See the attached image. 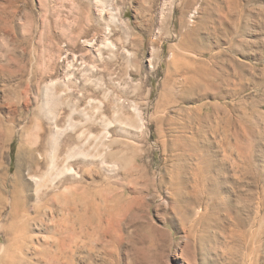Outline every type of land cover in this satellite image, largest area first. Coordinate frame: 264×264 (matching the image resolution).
Masks as SVG:
<instances>
[{
    "label": "rangeland",
    "instance_id": "1",
    "mask_svg": "<svg viewBox=\"0 0 264 264\" xmlns=\"http://www.w3.org/2000/svg\"><path fill=\"white\" fill-rule=\"evenodd\" d=\"M88 2L0 0L1 125L17 106L10 121L33 139L42 85L63 80L67 53L91 62L84 41L106 25L109 43L127 51L96 62L102 113L112 117L114 93L142 106L143 126L125 136L112 128L105 157L116 171L84 173L76 198L55 200L41 229L31 225L32 251L13 258L14 241L2 242L0 264H264V0H103L107 24ZM71 98L52 99L59 125ZM17 148L15 139L0 161L12 178ZM64 206L77 207L86 230L75 252L71 232L55 230Z\"/></svg>",
    "mask_w": 264,
    "mask_h": 264
},
{
    "label": "bare ground",
    "instance_id": "2",
    "mask_svg": "<svg viewBox=\"0 0 264 264\" xmlns=\"http://www.w3.org/2000/svg\"><path fill=\"white\" fill-rule=\"evenodd\" d=\"M88 1L91 7L93 6L94 13L91 14L96 20L99 19L101 22L111 21L110 15L106 16L107 11L105 12V8L102 6L104 5L103 0ZM90 11L92 12V10ZM88 14L90 13L88 12ZM105 27L101 39L92 40L91 38H86L84 41V47H87V52L91 55V62H88L84 54L77 55L66 52L64 64L63 66L61 65L63 67V80H58V78L45 82L42 85V102L37 114V131L33 139L29 138L30 132L26 125L17 129L15 125L17 118L10 121L12 117H15L13 113L20 112L17 106L11 107L15 109H10L13 110L12 112L10 111L12 116H9L10 119L8 117V120H6L11 125L6 126L8 125L6 123H4L5 125H1L4 121L0 122V161L5 159L6 149H9L12 142L15 139L18 142L14 163L16 178L10 177V166H6L5 168L0 163V168H2L0 170V244L3 242L9 245L11 241H14L16 246L13 252L16 255L13 258H17V254L24 255V251H32L33 244H30V242L33 240L31 233L33 227L31 228V225L34 226L39 222L37 226H40L39 228L41 229V226L45 224L44 218L49 214H53L51 208L55 200H59L66 194L73 195L76 198L78 185L81 183L84 173L88 172L89 169L95 168L103 172L104 175L109 176L112 172L116 171L117 162L108 161L105 157L106 152L109 154L110 149L108 150V148L110 147V143L115 140V137H113L115 134L112 135V132L114 131V133L116 132L119 135L125 136L126 134H132V132H139L138 130L143 126L142 106L140 107L139 103H135V101L130 102V105L128 103L127 106L126 100L122 98L123 96H114V93L112 94L113 99L110 106V108L114 109L112 117L107 118L102 113L103 109L108 106L106 102L108 94L104 91L105 81L103 80L105 76L102 75L105 67L103 65V69L99 68L96 62L104 63V60L113 58L115 51H117V47L109 43L108 35L110 34V29L106 25ZM123 48H120L122 49L121 52L125 53L127 50ZM128 55L129 53L126 56ZM109 61L111 62V60ZM108 80H110V77ZM113 85L112 82V88L114 89ZM116 85L114 86L116 87ZM97 90L104 91V93L101 91L102 95L100 94L99 99L93 95V92ZM72 96L71 113H69L65 124L59 125L61 112L54 108V100L52 101V99L57 97L58 100L65 101L68 98L70 102ZM149 98L148 95L147 100ZM25 100L20 103V107L24 109L28 107V99ZM79 103H84V107L86 108H93V112L89 114L85 112L83 107L79 111L81 119L73 120L72 116H74V112L79 108ZM142 105L144 104L142 103ZM126 108L131 110V113H127ZM94 124L101 126V130L99 133H95V135L91 131ZM112 128H114L113 131L111 130ZM82 137L84 138L83 141H81ZM92 139L93 145L97 149L93 148L92 144L90 147L89 140L92 141ZM87 145L89 147H86ZM46 146L47 149L45 148ZM100 147L102 151L98 150ZM23 152H25L26 157V170L22 169ZM23 170L26 171L25 177L24 174H22L23 177L21 175V171ZM31 201L33 205L30 204ZM76 208L64 206L60 210V218L55 223L56 232H59L60 229H63L66 233L67 231L71 232L72 238L68 247L72 252L77 250L79 234L86 231L82 224L77 227L78 232L76 230V223L81 219ZM30 209H32V212ZM44 229L47 228L44 227ZM6 250V247L0 248V253Z\"/></svg>",
    "mask_w": 264,
    "mask_h": 264
}]
</instances>
